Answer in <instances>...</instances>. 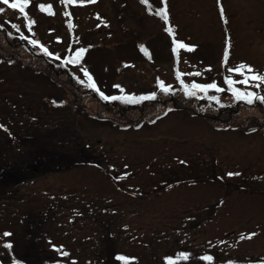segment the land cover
<instances>
[{"label": "rangeland", "instance_id": "1", "mask_svg": "<svg viewBox=\"0 0 264 264\" xmlns=\"http://www.w3.org/2000/svg\"><path fill=\"white\" fill-rule=\"evenodd\" d=\"M39 4H50L54 15ZM0 8V53L27 64H0L4 263L125 264L116 259L124 256L128 264H163L172 256L181 264L176 251L188 250L218 251L212 262L264 264V112L240 108L222 123V114L180 91L221 104L236 100L229 86L264 93V82H244L247 68L229 71L244 64L264 74V0H29L26 17L2 0ZM160 8L167 20L156 14ZM173 40L194 49L179 47L173 59ZM40 47L49 58L61 52L63 61L87 49L71 66L74 83L48 68L36 55ZM82 68L106 96L146 94L160 80L181 98L125 109L132 104L87 92ZM222 74L234 83L223 87ZM210 83L216 88H192ZM163 107L168 114L147 123ZM139 120L146 122L134 129ZM226 122L236 129L215 130ZM249 128L256 131L245 134ZM34 132L40 144L33 147L17 138ZM186 263L203 264L192 254Z\"/></svg>", "mask_w": 264, "mask_h": 264}, {"label": "snow or ice", "instance_id": "2", "mask_svg": "<svg viewBox=\"0 0 264 264\" xmlns=\"http://www.w3.org/2000/svg\"><path fill=\"white\" fill-rule=\"evenodd\" d=\"M2 2H3L4 5H7L11 9H14V10L18 9L20 13H25V5H27L29 3V0H2ZM66 2L67 3H74V2H76V0H66ZM91 2H95V0H91ZM142 2H143V0H142ZM162 2H164V0H162ZM38 8L41 11H47L48 14H50V15H54V13L51 11L52 6L50 4L47 5V6L44 5V4H39ZM3 11H4V9L0 8V13H2ZM220 11H221V13H223V8L222 7H221ZM64 14L68 15V13H64ZM156 14L161 16L165 20H167V12H166L165 8L158 9ZM26 16H27V14L25 13V17ZM34 23H35L34 20H30L29 21V27H31V25L34 24ZM13 27H17V26L13 25ZM168 31L171 32V29H168ZM31 43L35 45L38 42L33 40V41H31ZM173 44H174V47H173L172 50H173V52H176L177 48H176L175 40L173 41ZM141 47H143V46H141ZM179 47L187 48V50H189V51L194 49V46L184 45L183 43L179 44ZM43 51L45 52V54H48L46 48H44ZM86 51H87L86 48L77 49L75 51L74 55L69 56L66 59V63L78 64L82 60L83 55H84V53ZM225 56H227V52H225ZM57 58H59V57H57ZM244 68H247V71L249 73H252L251 75L246 76L245 81H244L245 83H247L248 80L264 82V74H259V73L255 72V70L251 66H247V65L241 64L235 69H229V71H241ZM81 71H83L84 76L87 77L88 87H90L93 90L97 91L99 93V95L101 96V98L104 99V100H123L126 103H136L139 100L155 99V96H156L155 92H153V93H151V94H149L147 96H141L139 98H137L135 96H106L103 92L99 91V89L97 88L92 76L89 74L88 70L86 68H82ZM179 76H180V73L177 72V78H179ZM81 82L83 83V81H81ZM181 83H183V81H181ZM227 83L229 85H231V84L234 83V81H232L231 79H228ZM157 84H158L161 92H164V93H168L169 92V87L170 86L166 87L163 81L157 80ZM114 87H120V86L119 85H115ZM192 88L200 89L201 91H206L207 89H210V88H216V85L214 83L204 84V85L193 84ZM121 91H123V89H121ZM217 91H220V89L217 88ZM232 91H233V94H234L236 99L246 100L249 104H251L253 102V98L260 99V100L264 101V96H259L258 97V96H256L255 93L250 92V91L249 92H240V91L236 90L235 88H233ZM186 94L192 95L194 93L186 91ZM211 98L212 99H216V97H211ZM0 127H2V125H0ZM227 175L228 176H233V175H239V173H227ZM10 235L11 234L8 233V232H4L3 233L4 237H8ZM255 235H256V233H251V234H249V236L247 238L251 239ZM244 238L245 237L243 235H241V239H244ZM3 246L6 249H10L12 247V244L10 242H6ZM61 254L63 256H68L69 255L67 252H62ZM181 256L183 258L187 259V254L182 253ZM116 259L120 260V261H125V264H128V261H129L130 258H126L124 256H117ZM202 259L211 261L213 258L211 256H205V257H202ZM168 262H169V264H173V261H172L171 257L168 258ZM13 264H18V262L13 261ZM73 264H76V262L73 261ZM227 264H234V262L229 260L227 262Z\"/></svg>", "mask_w": 264, "mask_h": 264}, {"label": "trees", "instance_id": "3", "mask_svg": "<svg viewBox=\"0 0 264 264\" xmlns=\"http://www.w3.org/2000/svg\"><path fill=\"white\" fill-rule=\"evenodd\" d=\"M1 30L4 33H8L7 31H5L2 28H1ZM36 55L37 56H41L47 62V64H48L49 67H53L54 66L53 64H50L51 61L47 57H45L44 55H41V54H36ZM14 62H16L18 64L27 65L25 62H22L16 55L15 56L14 55L7 56V55H5L3 53H0V64L1 63H4L6 65H11ZM23 67H25V66H23ZM68 79L69 80L71 79V81L73 80L71 75L68 77ZM73 83H74V81H73ZM180 91L186 93V89L180 88ZM87 92L93 94L96 97V94L93 91H91L90 89ZM176 92H177V90H169L168 93H164V92L162 93L161 92V95L163 94V96L166 97V98H168V99H170V101H172V103H175L176 105H178L177 104V101H178L177 100V97H171L172 95H176ZM197 104L200 105V106H202V107H206L208 110L209 109L210 110H214L215 111L214 112L215 114H218V113L219 114H222V116H223V117H221V122L222 123L225 122L226 120H230L231 119V112H233L235 110H238L240 108H249V106H247L245 104H240L238 101L232 102L230 106L220 105V104L214 103V102L209 101V100H207L205 102H202V103H197ZM218 126L224 127V126H228V125H227V122H226L225 124H220V125L218 124V125H216V127H218ZM30 143H32V142H30Z\"/></svg>", "mask_w": 264, "mask_h": 264}]
</instances>
